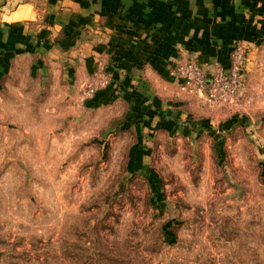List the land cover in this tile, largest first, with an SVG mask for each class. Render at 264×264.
<instances>
[{
	"label": "rangeland",
	"instance_id": "rangeland-1",
	"mask_svg": "<svg viewBox=\"0 0 264 264\" xmlns=\"http://www.w3.org/2000/svg\"><path fill=\"white\" fill-rule=\"evenodd\" d=\"M247 57L232 105L192 98L147 130L119 98L4 60L0 264H264V48Z\"/></svg>",
	"mask_w": 264,
	"mask_h": 264
},
{
	"label": "crops",
	"instance_id": "crops-1",
	"mask_svg": "<svg viewBox=\"0 0 264 264\" xmlns=\"http://www.w3.org/2000/svg\"><path fill=\"white\" fill-rule=\"evenodd\" d=\"M20 1L0 17V69L23 52L76 90L85 76L108 73L96 101L123 100L143 130L176 128L199 98L169 78L177 60L211 74L229 68L238 46L247 60L264 48V0H40L39 10Z\"/></svg>",
	"mask_w": 264,
	"mask_h": 264
},
{
	"label": "built area",
	"instance_id": "built-area-1",
	"mask_svg": "<svg viewBox=\"0 0 264 264\" xmlns=\"http://www.w3.org/2000/svg\"><path fill=\"white\" fill-rule=\"evenodd\" d=\"M244 51L234 49L228 69L218 67L208 74L204 66L194 60H177L168 72L169 78L177 84L182 94L197 96L212 107L232 105L242 86ZM110 80L108 73L94 75L81 85V95L86 100H96V96Z\"/></svg>",
	"mask_w": 264,
	"mask_h": 264
},
{
	"label": "trees",
	"instance_id": "trees-1",
	"mask_svg": "<svg viewBox=\"0 0 264 264\" xmlns=\"http://www.w3.org/2000/svg\"><path fill=\"white\" fill-rule=\"evenodd\" d=\"M98 96V95H97ZM96 99H98V98H96ZM93 101V100H92Z\"/></svg>",
	"mask_w": 264,
	"mask_h": 264
}]
</instances>
